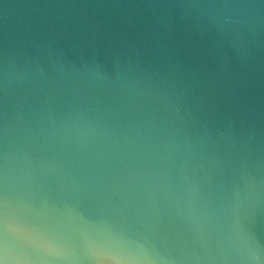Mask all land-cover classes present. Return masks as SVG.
<instances>
[{
  "label": "water",
  "instance_id": "obj_1",
  "mask_svg": "<svg viewBox=\"0 0 264 264\" xmlns=\"http://www.w3.org/2000/svg\"><path fill=\"white\" fill-rule=\"evenodd\" d=\"M0 264H264V0H0Z\"/></svg>",
  "mask_w": 264,
  "mask_h": 264
}]
</instances>
